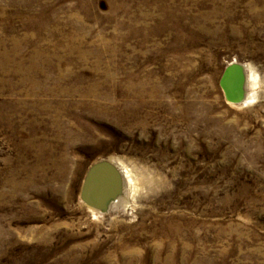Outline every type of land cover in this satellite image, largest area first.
<instances>
[{
  "label": "rangeland",
  "instance_id": "obj_1",
  "mask_svg": "<svg viewBox=\"0 0 264 264\" xmlns=\"http://www.w3.org/2000/svg\"><path fill=\"white\" fill-rule=\"evenodd\" d=\"M0 66V264H264V0H0Z\"/></svg>",
  "mask_w": 264,
  "mask_h": 264
},
{
  "label": "bare ground",
  "instance_id": "obj_2",
  "mask_svg": "<svg viewBox=\"0 0 264 264\" xmlns=\"http://www.w3.org/2000/svg\"><path fill=\"white\" fill-rule=\"evenodd\" d=\"M22 60H23V58H22ZM2 64H3V62H2ZM11 64L13 65V63H11ZM18 64L21 65L19 62H18ZM8 67H9V65H8ZM0 68H1V66H0ZM3 68H4V66H3ZM23 69H24V67H23ZM8 70H10V69H8ZM228 70H229L228 75L226 77L224 76L223 80H222V86H223V89L225 90L226 94L228 95V97H227L228 100H229V96H230V98L232 97V98L237 99V100H235V102L233 100H230L232 103L233 102L234 103H245V102H247L248 100L251 99V97L247 96L246 93L244 92V88H245L244 85L247 82V81H245V76H244L245 67L243 65L231 63L227 67L226 72H228ZM249 71H251V70H249ZM248 78L250 79L251 85L254 87L256 84L255 75H253L251 72ZM97 165H99V164H96L95 166H97ZM95 166H93L89 170L88 176L86 177V180L84 182V186L82 189V194H83L84 200L87 203V205L89 207H91L92 209H103V208H105V206L109 203V201L112 198L113 199L115 198V196L120 192V190H122L121 185H120L121 176L125 177L127 179V182L129 184V186L127 185L128 188L131 187L132 190L135 191L134 185L132 184L133 178H131L132 175L128 170L124 169V171H123L124 174H122L121 171L119 172V169H117L116 167H113V170L111 169V171L109 170L107 173H105L107 170L106 171L102 170V168H103V166H102V168L99 167V169H98L99 170L98 172H102L101 176L99 178L95 179L93 176V174H95V171H92ZM100 192H102L101 195L99 194ZM173 222H174V220H173ZM170 232H171V230H170Z\"/></svg>",
  "mask_w": 264,
  "mask_h": 264
},
{
  "label": "water",
  "instance_id": "obj_3",
  "mask_svg": "<svg viewBox=\"0 0 264 264\" xmlns=\"http://www.w3.org/2000/svg\"><path fill=\"white\" fill-rule=\"evenodd\" d=\"M228 73H229V70H228V72H226L225 73V77L228 75ZM229 99L230 100H233L234 102H235V100H237L236 98H230V96H229ZM102 166H103V168H102ZM99 167L100 168H102V170H107L105 173H107L109 170L111 171V169L113 170V167L111 166V165H109V164H107V163H101V164H99V165H97V166H95L94 168H93V170L92 171H95V174H93V176H94V178L95 179H97V178H99L100 176H101V173L102 172H98L99 170ZM101 193L102 192H100L99 194L101 195Z\"/></svg>",
  "mask_w": 264,
  "mask_h": 264
}]
</instances>
